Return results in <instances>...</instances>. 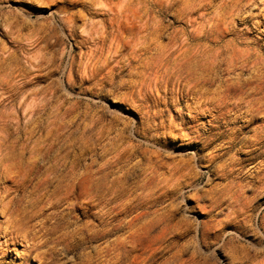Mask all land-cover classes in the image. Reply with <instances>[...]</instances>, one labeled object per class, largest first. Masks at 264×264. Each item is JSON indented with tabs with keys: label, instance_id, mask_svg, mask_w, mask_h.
I'll list each match as a JSON object with an SVG mask.
<instances>
[{
	"label": "clouds",
	"instance_id": "9594fccd",
	"mask_svg": "<svg viewBox=\"0 0 264 264\" xmlns=\"http://www.w3.org/2000/svg\"><path fill=\"white\" fill-rule=\"evenodd\" d=\"M0 264H264V0H0Z\"/></svg>",
	"mask_w": 264,
	"mask_h": 264
}]
</instances>
